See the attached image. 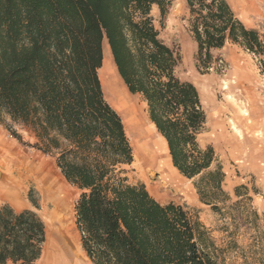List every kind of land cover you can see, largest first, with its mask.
<instances>
[{"label": "trees", "instance_id": "trees-1", "mask_svg": "<svg viewBox=\"0 0 264 264\" xmlns=\"http://www.w3.org/2000/svg\"><path fill=\"white\" fill-rule=\"evenodd\" d=\"M174 0H0V123L56 157L79 190L76 223L91 264H218L209 229L181 204L161 203L144 183H129L133 148L122 116L106 98L99 70L107 41L128 90L147 103L174 167L201 175L225 194V173L198 137L208 119L200 93L177 76L180 52L165 43L151 14L164 20ZM199 70L215 49L237 44L264 74V26L248 27L228 0H186ZM201 199L207 204L203 187ZM37 206L35 200H32ZM214 207H216L214 205ZM46 225L33 209L0 201V264H38Z\"/></svg>", "mask_w": 264, "mask_h": 264}, {"label": "rangeland", "instance_id": "rangeland-1", "mask_svg": "<svg viewBox=\"0 0 264 264\" xmlns=\"http://www.w3.org/2000/svg\"><path fill=\"white\" fill-rule=\"evenodd\" d=\"M228 1L248 27L264 26V0L259 1V9L252 8L248 0ZM151 14L161 39L181 54L177 76L193 82L200 93L208 122L198 141L203 149L214 148L216 161L211 168L221 165L225 173V194L213 191L208 181L199 182L201 175L194 178L184 176L173 163L174 181L164 182V172L160 169L148 170L145 175L135 164V158L132 164L125 166L128 182L144 183L161 203L181 204L199 218L214 238L218 264H264V74L251 54L230 42L212 51L215 62L212 68L199 70L197 43L191 31L186 0H174L164 20L157 6L153 7ZM104 92L122 116L133 155L139 135L129 121L130 112L125 102L129 97L140 107L163 150H167L164 137L151 123L147 103L140 94L128 90L120 75L113 86L107 83ZM16 128L22 134V140L0 123V135L17 151L0 162V170L4 173L0 177L1 203H9L16 209L35 210L48 225L49 232L54 233L52 238H58L60 244L64 239L57 229L59 223H65V217L69 216L70 232L75 236L79 250L73 254L68 245H64L67 252H62L68 256L65 261L67 264H91L82 249L76 223L79 190L62 175L55 156L37 150L32 146L34 137L20 127ZM203 187L208 192L204 198L212 200L213 205L202 201L199 190ZM62 199L67 200L71 213L61 211V217L55 221L59 223H54L52 218L58 212L54 205ZM49 232L46 226V241L51 236ZM45 247L46 242L43 253ZM47 260L44 254L38 264H46Z\"/></svg>", "mask_w": 264, "mask_h": 264}, {"label": "bare ground", "instance_id": "bare-ground-1", "mask_svg": "<svg viewBox=\"0 0 264 264\" xmlns=\"http://www.w3.org/2000/svg\"><path fill=\"white\" fill-rule=\"evenodd\" d=\"M259 1L260 0H248L250 6L254 9L258 7ZM99 73L102 79L104 90L106 89L107 83L110 86H113L115 83V79L119 77V73L114 63L113 56H112V53H111V50H110V47L107 41H105L104 43V63ZM125 102L130 112L129 121L131 122L133 127L136 128L137 133L139 135V138H138L139 143L137 144V148H136L137 150H135L134 152L135 164L142 168L141 170L143 171L145 175L148 173V170L160 169L162 172H164V175L162 176L164 178L162 179L164 182L169 181V180H173V181L176 180V175L174 173L175 169L172 166L167 142L163 138L166 144V148H167V150H163L162 143H160V141L157 139L156 133L151 128V125L147 121L146 117L142 114L141 109L137 105V103L133 102V99L130 97L126 98ZM151 123L153 127L155 128L154 123L153 122ZM0 138H1V135H0ZM3 175L4 173L0 170V177L2 178ZM54 206L56 208V211H58V212L55 211L57 214L52 218V221H54V223H59L55 221L57 218L61 217V214H60L61 211H64L65 213L67 212L68 215L69 213H71L68 209L67 200L65 199H62L61 201L57 202ZM65 218H66L64 219L65 223H62V222L59 223L57 230H59V233L62 239H64V242H66V245H68V247L73 252V254L74 253L76 254V251L79 250V247H78V244H76L75 236L71 233L72 231L70 230L71 225L68 221L70 220L69 216H66ZM46 226H47V233H48L49 228H48V225ZM49 234L51 235V236L48 235L50 237L49 240L54 239L52 238L54 233L49 232Z\"/></svg>", "mask_w": 264, "mask_h": 264}, {"label": "crops", "instance_id": "crops-1", "mask_svg": "<svg viewBox=\"0 0 264 264\" xmlns=\"http://www.w3.org/2000/svg\"><path fill=\"white\" fill-rule=\"evenodd\" d=\"M16 154L17 151L15 147H13L9 142L4 139L3 136L0 138V162H3L6 160V158L11 155V154ZM58 238L54 240H48L46 241V247H45V253L44 254L47 256L48 260L46 264H67L65 261L67 256V252L63 247L65 242L60 244V241H57ZM64 250L65 252H62ZM71 251V250H70ZM72 252V251H71ZM73 253V252H72ZM41 256V257H42ZM69 264V263H68Z\"/></svg>", "mask_w": 264, "mask_h": 264}]
</instances>
